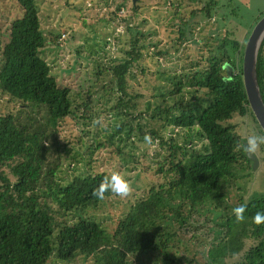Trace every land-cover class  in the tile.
<instances>
[{
	"label": "trees",
	"instance_id": "1",
	"mask_svg": "<svg viewBox=\"0 0 264 264\" xmlns=\"http://www.w3.org/2000/svg\"><path fill=\"white\" fill-rule=\"evenodd\" d=\"M14 1L19 17L0 49V92L8 100L0 110V264H72L79 257L93 264H264V223L252 220L256 212H264V197L247 201L234 189L240 190L239 181L253 166L240 147L245 140L242 128L247 125L250 134L264 135L244 93L245 43L230 33L210 36L203 42L207 56L192 63V69L165 74L168 84L155 89L151 102L139 111L142 95L131 88V79L145 73L141 61L152 44L146 33L117 16L125 0L114 5L112 13V22L125 23L129 37L125 56L101 61L96 74L84 80L89 89L78 90L76 97L40 57L49 38L58 42L62 32L44 28L39 0ZM70 1L66 7L77 9ZM131 2L137 12L138 3ZM218 6L216 0L204 1L190 17L212 19ZM179 21L182 44L188 22L185 17ZM62 30L76 34L71 26ZM257 71L264 100V42ZM97 86L98 93L106 91L99 97L101 111L92 101ZM145 116L148 126L140 122ZM70 119L96 129L88 147L90 157L106 147L129 168L141 164L134 151L137 143L159 142L167 151L150 172L157 181L142 166L140 176L148 173L150 183L134 202L124 203L129 210L115 215L112 226L102 223L100 213L104 216L106 208L114 206L113 199H124L128 190L124 194L106 190L103 199L92 194L111 172H89L87 162L68 183L61 180L69 145L62 144L60 127ZM167 129L170 136L164 137L162 130ZM180 132L183 142L177 139ZM195 139L203 142L201 149ZM141 148L140 155L145 154L146 146ZM255 154L264 160V145ZM96 163L97 159L92 161ZM230 202L246 205L243 219H235Z\"/></svg>",
	"mask_w": 264,
	"mask_h": 264
},
{
	"label": "rangeland",
	"instance_id": "2",
	"mask_svg": "<svg viewBox=\"0 0 264 264\" xmlns=\"http://www.w3.org/2000/svg\"><path fill=\"white\" fill-rule=\"evenodd\" d=\"M39 1L40 6H42V14H44L42 22L44 28L55 27V34L62 32L58 42L55 40L51 42L52 38H49L50 44H47L46 48L40 51V57L51 65L52 72L62 85L71 87L73 97H76L78 90L86 91L89 89V84L84 80L96 74L101 61L104 63L110 60L123 59L125 51L129 48V37L125 23L119 24L117 20L112 22L114 20L112 13L116 12L114 5L122 2V0L70 1L76 4L77 9L71 8L69 5H67L69 9H67V0ZM204 1L209 0H138L139 9L135 12L132 10L131 0H125L124 10L117 13L119 19H127L128 25L146 33L147 41L152 44L147 45L141 61L142 67L146 70L145 73H137L135 74L136 77L131 79V88L142 95V99L138 100L139 111L146 108L148 101L151 102L155 89L168 84L166 77H164L165 74H176L192 69V63L199 61L202 56H207V49L203 42L209 40L210 36L222 37L226 33H230L233 35V39L246 43L255 25L264 16V0H216L219 6L212 19L203 18L200 14L194 18L190 17L191 11L200 9ZM173 3L174 6H172ZM80 8H82L81 12L78 11ZM234 11L237 15H232ZM19 13L20 9L14 0H0L1 50L8 41L10 25ZM45 17L48 19V23ZM49 17L51 18L49 19ZM175 17H179V20L185 17L188 22L186 27L187 38L182 44L178 43V29L181 22L176 21ZM62 26H71L76 34L70 35L71 32L69 30L64 32V29L60 31ZM75 62H77L76 66L74 65ZM104 77L109 80L112 78L107 74ZM98 91L99 87L97 86L92 101L95 103L96 111H101L103 100H99V97L105 96L106 91L101 93ZM7 101V97H3L0 92V110L7 106ZM111 118L114 120L113 114ZM140 122H144L145 126L150 125L148 116H145L144 120H140ZM81 124L70 119L60 127L62 144L69 145L61 180L68 183L73 174L81 173L85 168L83 163L87 162H89V166L85 169L89 168V172L119 173L127 182L128 196L124 195V199H113L114 206L112 208L108 206L109 210L106 208L104 216L100 213L102 223L112 226L115 224V215L126 213L129 210V207L124 203L134 202L136 194H141L144 189H147L150 176L152 180H156L155 174H150V172L165 159L167 151L159 145V142L147 141L146 145L137 143L138 147H135L134 151L141 164L137 163L136 166L132 165L125 168L124 163L116 158V153L106 147L99 149L96 155L90 157V148L88 147L95 138L96 129L91 123L87 128ZM248 131L249 127L245 125L241 131L244 138L250 135ZM162 134L164 137L170 136L168 129L162 130ZM180 135L181 137L177 136V139L179 142H183V132H180ZM80 139L81 141H79ZM194 143L197 149H201L203 146V142L199 139H195ZM140 146L142 147L141 151L146 146L145 154L140 155ZM256 156L258 159L262 158L257 169L254 170L252 166V171L245 174L244 178L239 181L240 190L237 189V186L234 188L240 196H246L247 201L264 197V160L263 156ZM68 157H73L75 161H70ZM95 159L98 160V163L92 164ZM143 169L145 171L147 169L149 177L146 172L145 175L140 176L139 172ZM234 189L233 191L236 192ZM129 195L131 196L129 197ZM234 198L238 204L239 198ZM234 207L236 205L230 202L229 208L232 210ZM213 213L219 215L218 217L225 215V213ZM209 216L212 219L214 215L211 213ZM205 228H209V232L215 231L213 226H206ZM218 235L219 232H216L215 236ZM50 264L65 263L51 262ZM72 264H93V261L79 257Z\"/></svg>",
	"mask_w": 264,
	"mask_h": 264
},
{
	"label": "water",
	"instance_id": "3",
	"mask_svg": "<svg viewBox=\"0 0 264 264\" xmlns=\"http://www.w3.org/2000/svg\"><path fill=\"white\" fill-rule=\"evenodd\" d=\"M135 4L137 0H132ZM264 42V16L255 25L249 35L243 52L242 60V83L244 93L249 102L250 109L264 132V100L261 94L259 79H258V57L261 47ZM229 71L232 69L228 67ZM247 157L253 162V168L256 169L259 164V159L255 155Z\"/></svg>",
	"mask_w": 264,
	"mask_h": 264
},
{
	"label": "clouds",
	"instance_id": "4",
	"mask_svg": "<svg viewBox=\"0 0 264 264\" xmlns=\"http://www.w3.org/2000/svg\"><path fill=\"white\" fill-rule=\"evenodd\" d=\"M148 137L145 136V140ZM264 145V135L250 134L246 136L243 144L240 146L245 153L249 156L255 155L258 149ZM106 190H111L116 194H122L127 191V182L120 176L119 173H113L110 176H106L101 179L100 183L93 189V196L97 199H103ZM246 210V205L240 204L232 209V213L236 220H241L244 218V213ZM252 220L256 224L264 223V212H256Z\"/></svg>",
	"mask_w": 264,
	"mask_h": 264
}]
</instances>
